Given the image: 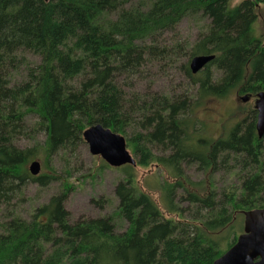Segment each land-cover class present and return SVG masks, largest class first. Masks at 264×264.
I'll return each instance as SVG.
<instances>
[{
  "label": "trees",
  "instance_id": "trees-1",
  "mask_svg": "<svg viewBox=\"0 0 264 264\" xmlns=\"http://www.w3.org/2000/svg\"><path fill=\"white\" fill-rule=\"evenodd\" d=\"M260 5L264 0L233 7L228 0H0V264H213L224 253L217 235L234 234L244 211L264 209V137L257 136L254 110L216 140L199 136L189 113L203 99L234 90L249 99L264 93V44L253 34ZM197 17L210 22L188 57L215 58L196 75L186 68L198 86L193 103L152 96L127 108L116 78L135 75L146 56L157 55L146 42ZM19 50L41 61L9 86L2 70ZM94 125L124 137L136 166L158 163L173 172L175 180L161 186L168 217L136 189L130 165L115 187L112 216L69 224L64 202L72 186L62 182L29 220L18 217L12 208L28 182L45 188L60 179L54 170L31 176V160L42 151L45 159L74 151ZM134 125L144 132L128 135ZM40 130L43 146L16 145ZM152 145L170 154L156 157ZM182 163L196 165L204 179L189 180ZM221 168L237 174L239 184L216 190L212 174ZM94 203L105 205L102 199ZM114 216L127 224L125 231L115 232Z\"/></svg>",
  "mask_w": 264,
  "mask_h": 264
},
{
  "label": "rangeland",
  "instance_id": "rangeland-1",
  "mask_svg": "<svg viewBox=\"0 0 264 264\" xmlns=\"http://www.w3.org/2000/svg\"><path fill=\"white\" fill-rule=\"evenodd\" d=\"M242 1L244 0H228V3L233 7ZM256 15L253 34L264 44V5L258 6ZM209 22L199 17L186 18L175 29L165 31L153 41L146 42L155 48L157 55L146 56L143 66L135 75H121L116 78V84L124 93L127 108L134 102L140 104L142 101H148L152 96H167L173 101L186 100L188 103L190 101L193 103L198 86L193 85L186 76V68L190 61L188 55L190 47L206 31ZM40 61V56L19 50L9 63L4 64L2 73L9 86H15L25 79L27 70L37 67ZM211 70L213 79L217 80L219 73L214 68ZM241 97L244 95H239L238 91L234 90L225 97L206 98L199 105L192 106L189 116L194 121L193 129L203 139L216 140L225 137L237 123L250 117L249 113L254 110L255 99L242 102ZM133 116L136 121L140 120L138 115L133 114ZM34 122V118L28 120L31 128L34 127ZM134 131L144 132L134 125L133 129H128V135L133 134ZM45 140L46 135L40 130L31 134L29 138L20 139L16 145L23 149L31 148L35 144L43 146ZM149 147L156 157H166L170 154L169 150H163L161 146ZM127 150L137 161L138 157L132 153L131 148ZM33 161L40 164L38 175L51 174L54 170L60 179L51 182L45 188L35 182H28L22 198L17 200L12 208L18 217L29 220L35 209L46 205L60 192L62 182L72 186V191L64 202V209L69 213V224L112 216L117 211L118 199L115 196V187L125 177V166L119 168L108 166L100 156L89 152L88 145L83 140L77 144L74 151H59L48 159H45L42 151L31 160ZM44 162L47 168L44 167ZM181 168L183 174L193 182L204 179V174L197 170L196 165L188 166L182 163ZM132 169L136 189L148 195L164 216L168 217L164 211L161 186L175 180L173 172L158 163H152L146 168L135 165ZM237 177V174H229L225 168H221L212 174V183L216 190L235 187L239 184ZM180 195L181 191L178 192L177 198ZM100 199L105 202L103 208H99L94 203ZM182 207H186V204H182ZM243 220V215L236 217L237 228L234 234L226 230L215 238L224 252L228 250L226 249L228 242H231L235 235L238 237L243 232ZM114 224L116 233H121L127 228V224L120 218L115 217Z\"/></svg>",
  "mask_w": 264,
  "mask_h": 264
},
{
  "label": "water",
  "instance_id": "water-1",
  "mask_svg": "<svg viewBox=\"0 0 264 264\" xmlns=\"http://www.w3.org/2000/svg\"><path fill=\"white\" fill-rule=\"evenodd\" d=\"M214 58V55L194 56L188 64L190 72L193 75L198 74ZM247 100H249L248 97H241L242 102ZM254 111L256 112V133L258 138L262 139L264 137V93L262 92L256 94ZM82 140L88 145L92 155L100 156L110 167L136 165V161L128 153L124 137L101 125H94L84 130ZM28 172L33 177L38 176L40 164L37 161L31 162ZM242 215L243 232L213 264H264V209L244 211Z\"/></svg>",
  "mask_w": 264,
  "mask_h": 264
}]
</instances>
